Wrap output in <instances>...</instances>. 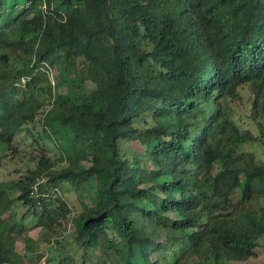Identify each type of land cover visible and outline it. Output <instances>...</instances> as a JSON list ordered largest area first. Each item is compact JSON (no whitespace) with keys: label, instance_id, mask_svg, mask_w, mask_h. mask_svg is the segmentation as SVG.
<instances>
[{"label":"trees","instance_id":"trees-1","mask_svg":"<svg viewBox=\"0 0 264 264\" xmlns=\"http://www.w3.org/2000/svg\"><path fill=\"white\" fill-rule=\"evenodd\" d=\"M37 1L0 0V171L39 116L61 150L0 183V264H76L60 239L50 261L28 236H58L70 216L97 264L256 258L264 162L244 147L264 148V0H42L31 16ZM80 60L92 91L57 93L48 70ZM242 89L258 134L234 117Z\"/></svg>","mask_w":264,"mask_h":264},{"label":"rangeland","instance_id":"rangeland-1","mask_svg":"<svg viewBox=\"0 0 264 264\" xmlns=\"http://www.w3.org/2000/svg\"><path fill=\"white\" fill-rule=\"evenodd\" d=\"M41 1H37L36 10H32L30 13L33 16L41 6ZM18 52L15 53L17 55ZM86 67V63L84 60H80L76 63H64L57 64L52 70L49 71L50 80L53 82L55 91L61 94L67 95H79L82 91L89 93L93 89V85L90 82L85 81L84 77V69ZM241 101L235 102L232 106L234 109V117L240 123V125L247 130L252 131L254 134H258V128L256 123L251 120V101L252 95L247 89H242L240 91ZM40 118V116H39ZM39 118L36 120V123L32 126H28L22 130L17 138L16 145L18 149V154L15 156L9 155L5 160L4 167L0 171V183L1 182H15L20 179L27 177L31 170L35 169L36 164L32 162V156L39 153L40 147L47 148V154L58 160L59 158V149L58 144L51 142L47 139L41 140V134H43V126ZM34 135L39 141H35L32 137ZM130 147L135 148V145L128 144ZM128 145L125 144L123 148L129 150ZM245 151H253L256 153V157L260 162H264V148L259 143L255 145H249L244 147ZM130 151V150H129ZM67 163L59 166V169L65 168ZM83 166L88 167V163H84ZM61 193L66 199L67 203L73 210V215L80 213L82 210V202L77 194L74 192V189L68 184L63 183L59 186ZM238 199V198H237ZM236 199V200H237ZM90 203V202H88ZM264 204V200L262 201ZM17 217H15V221L19 223L21 221V216L25 215L26 223L32 219L31 212L20 206V204L16 205ZM14 232L16 228H13ZM15 237H19V250L23 251V247L25 239L24 236L14 235ZM31 239L36 241L38 244L39 250L41 253H44L46 257L51 261L52 258L57 256V252L55 253V248L52 244V240L60 239L61 245L63 249H68L72 251L70 254V259L73 263L76 264H97V259L93 254L85 253L80 246L77 245V231L73 223L71 222V216L65 221L63 228L60 230V234L58 236L48 235V233L41 232V229H34L29 232L28 235ZM48 240H51L48 243ZM60 250V249H59ZM257 257L251 259L245 263L239 264H264V238L260 241V247L257 249ZM67 255V253H65ZM69 256V255H68ZM99 257V252H98ZM97 258V257H96ZM53 261V260H52ZM193 261L197 263V258L194 257ZM193 262V263H194ZM55 264V261H53Z\"/></svg>","mask_w":264,"mask_h":264},{"label":"built area","instance_id":"built-area-1","mask_svg":"<svg viewBox=\"0 0 264 264\" xmlns=\"http://www.w3.org/2000/svg\"><path fill=\"white\" fill-rule=\"evenodd\" d=\"M44 264H46V263L44 262Z\"/></svg>","mask_w":264,"mask_h":264}]
</instances>
